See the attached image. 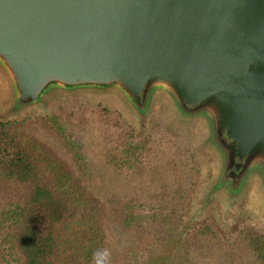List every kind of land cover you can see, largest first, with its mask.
Listing matches in <instances>:
<instances>
[{"label": "water", "instance_id": "95a60500", "mask_svg": "<svg viewBox=\"0 0 264 264\" xmlns=\"http://www.w3.org/2000/svg\"><path fill=\"white\" fill-rule=\"evenodd\" d=\"M0 65L19 107L112 92L205 119L220 181L264 193V0H0Z\"/></svg>", "mask_w": 264, "mask_h": 264}, {"label": "trees", "instance_id": "16d2710c", "mask_svg": "<svg viewBox=\"0 0 264 264\" xmlns=\"http://www.w3.org/2000/svg\"><path fill=\"white\" fill-rule=\"evenodd\" d=\"M81 107L59 103L52 114L0 117L2 261L94 264L93 253L109 249L108 232L118 220L123 229L136 232L120 254L121 264H194L197 251L193 245L208 233L210 226L199 227L186 221L182 210L187 207L189 189L169 184L153 190L145 187L144 198L104 199L96 187V170L89 163L76 130L85 121ZM110 111L105 108L99 115L112 129L115 118L110 117ZM34 120L55 134L60 144L50 143L37 134ZM111 121L114 124L110 126ZM126 132L129 135L121 140L119 148L115 150L114 145L104 150L105 160L119 172L133 169L138 177L155 179L158 170L151 174L155 161L150 157L165 151L157 152L150 146L152 139L144 134L145 128L129 126ZM61 145L69 155L62 152ZM172 163L171 158L167 160L168 165ZM240 235L232 246L221 245L213 264H243L251 258L247 249H253L249 253L257 264H264L263 235L256 234L248 241ZM154 244L161 245L160 249L153 250Z\"/></svg>", "mask_w": 264, "mask_h": 264}, {"label": "rangeland", "instance_id": "374dc122", "mask_svg": "<svg viewBox=\"0 0 264 264\" xmlns=\"http://www.w3.org/2000/svg\"><path fill=\"white\" fill-rule=\"evenodd\" d=\"M5 73L0 65L2 119H17L25 116L35 118L43 114H52L53 107L59 103L80 107L86 104L85 107H81L85 121L76 130L84 144L89 163L96 170V187L104 199L144 198L145 187L148 188L147 190H153L169 184L173 186L181 184L189 189L186 198L187 207L182 210L186 221L199 227L210 226V229H207L208 233L201 235L193 245L197 251L194 264L215 263L217 250H220L221 245L232 246L240 234L244 235L245 241L256 238V234L259 233L264 237V193L262 190L258 192L257 189L260 188L261 181L255 182L257 179L254 174L247 176L241 181V186L246 190L238 196L232 194L233 189L235 191L232 185L220 181L219 174H216L215 170L214 159L217 157H214L202 142V131L209 133V125L207 128L202 126L205 125V119H201V123L198 124L203 129L197 125L189 126L175 118L168 109L156 105L148 118L140 120L132 107L119 100L112 92L67 94V96H54L55 98L47 96L45 103L19 107L15 105L16 95ZM105 108L111 109L109 115L115 118V126L112 129L108 128L107 122L99 115V112ZM116 122L123 128L121 129ZM112 124L113 121L110 126ZM129 126L137 127L139 130L145 128L144 134L150 135L152 139L150 146L157 152L161 149L165 151V154L158 152L150 157L155 161L153 170H150L151 174L154 175L153 171L158 170L155 179L149 176L138 177L137 171L131 168L132 171L126 173L114 170L103 156L105 149L114 145L115 150L120 147L121 140L129 135L126 132ZM33 127L35 132L46 138L48 142L60 144L58 137L45 129L39 120H34ZM61 149L65 155H69L65 147ZM170 158L172 165L167 164ZM112 227L107 237L111 259L114 264H121L120 254L135 237L136 232L123 229L118 220ZM146 230L149 234L150 229L146 227ZM245 234H247L246 238ZM150 237L151 235L149 239ZM151 247L153 250H159L161 245L154 244ZM252 250L247 249V256L251 258L243 264H257L250 254ZM0 264H5L1 255Z\"/></svg>", "mask_w": 264, "mask_h": 264}, {"label": "clouds", "instance_id": "9594fccd", "mask_svg": "<svg viewBox=\"0 0 264 264\" xmlns=\"http://www.w3.org/2000/svg\"><path fill=\"white\" fill-rule=\"evenodd\" d=\"M103 257L102 260L97 259L98 257ZM94 264H111V251L105 249L103 252L97 251L93 253Z\"/></svg>", "mask_w": 264, "mask_h": 264}]
</instances>
